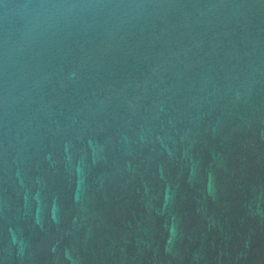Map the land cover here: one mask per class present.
<instances>
[{"label":"water","instance_id":"1","mask_svg":"<svg viewBox=\"0 0 264 264\" xmlns=\"http://www.w3.org/2000/svg\"><path fill=\"white\" fill-rule=\"evenodd\" d=\"M0 264H264V0H0Z\"/></svg>","mask_w":264,"mask_h":264}]
</instances>
